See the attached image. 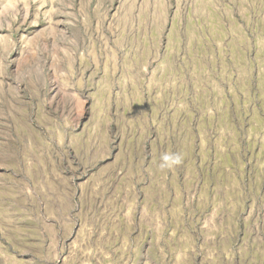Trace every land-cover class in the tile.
Listing matches in <instances>:
<instances>
[{
	"label": "rangeland",
	"instance_id": "rangeland-1",
	"mask_svg": "<svg viewBox=\"0 0 264 264\" xmlns=\"http://www.w3.org/2000/svg\"><path fill=\"white\" fill-rule=\"evenodd\" d=\"M0 264H264V0H0Z\"/></svg>",
	"mask_w": 264,
	"mask_h": 264
},
{
	"label": "clouds",
	"instance_id": "clouds-1",
	"mask_svg": "<svg viewBox=\"0 0 264 264\" xmlns=\"http://www.w3.org/2000/svg\"><path fill=\"white\" fill-rule=\"evenodd\" d=\"M183 163V156L178 152H168L161 156L160 168L172 169Z\"/></svg>",
	"mask_w": 264,
	"mask_h": 264
}]
</instances>
